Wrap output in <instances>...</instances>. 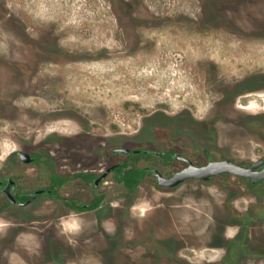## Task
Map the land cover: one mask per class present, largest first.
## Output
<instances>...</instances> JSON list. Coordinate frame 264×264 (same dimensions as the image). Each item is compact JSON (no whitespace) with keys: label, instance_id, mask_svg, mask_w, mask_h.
<instances>
[{"label":"rangeland","instance_id":"rangeland-1","mask_svg":"<svg viewBox=\"0 0 264 264\" xmlns=\"http://www.w3.org/2000/svg\"><path fill=\"white\" fill-rule=\"evenodd\" d=\"M256 53H264V0H0V170L19 159L16 149H49L61 161L68 124L70 133L93 124L94 133L118 142H175L255 158L264 153V119L257 128L259 121L244 119L236 131L233 123L212 131L202 125L207 121L175 112H205L215 82L251 81ZM256 97L249 108L259 111L264 94ZM19 167L38 175L34 166ZM131 201L148 215L126 221L124 236L105 254L115 259L110 264H134L120 246L149 233L161 234L168 247L142 264H264V195L233 175L173 192L144 182ZM58 205L35 200L32 223L20 222L26 213L17 207L0 215V264H61L39 257L56 233L49 214L62 211ZM128 215L119 206L108 225L119 230ZM75 237V230L63 233L62 264H105L91 248L79 253ZM224 238L228 247L220 245ZM234 245L252 258L234 260ZM156 246L147 248L161 251Z\"/></svg>","mask_w":264,"mask_h":264},{"label":"flooded vegetation","instance_id":"flooded-vegetation-1","mask_svg":"<svg viewBox=\"0 0 264 264\" xmlns=\"http://www.w3.org/2000/svg\"><path fill=\"white\" fill-rule=\"evenodd\" d=\"M253 56L256 58V63L251 66L252 73L246 75L251 81L243 83L241 79H233L232 81L221 80L215 82L211 86L212 95L205 112L198 113L196 109L191 111V109L182 108L177 110L175 114L180 117L188 116L194 121H207L202 125H205V127L207 125L206 128L212 131H216L220 125L231 123L234 126L237 125L236 131L237 128L244 125V119L259 121V123L254 122V127H252L257 128L264 119V102L262 109L259 111H254L249 107L252 101L258 100L256 95L264 94V71L259 76L255 72L256 70H264L261 69L264 64L260 63L264 62V53H256ZM245 96L249 97L244 98ZM64 119L69 120L70 118L65 117ZM68 125L64 127L63 159L61 161L49 149H16L12 154L18 156L19 159L10 162L12 165L9 168L0 170V215H3L8 208L17 207L21 212L26 213L21 217L20 222L32 223L36 219L32 213L35 207L32 206L38 198L45 197L51 203L63 205L62 211L56 210V208L50 211L49 219L52 218V221L49 225L56 233L47 241L44 253L39 255L44 259L48 257L51 260V257H54L57 259L56 262L62 264L63 254H65L63 251V233L67 234L68 230H75V247L79 249V253L83 254L84 251L91 248L92 255H99L100 253L105 264L114 262L115 259L112 256L108 258L109 260H105L104 257L110 249L116 248L117 238L122 239V236H124L123 226L126 221L132 220L133 217L137 219L148 215L134 210L131 201V195L144 182H152L153 187L159 190L173 192L189 181L197 184L210 182L218 177L233 175L247 185L250 193L259 198L264 195V177L253 180L252 176L239 175L233 172L219 173L209 178L189 177L177 184L161 183V178H170L192 163L201 166L212 160L231 159L234 162L251 167L255 163L264 161V153L255 158L254 156L250 158L244 153L239 155L232 153L214 155L206 147L201 152L195 146L188 150L179 147L175 142L163 145L161 148L152 146L149 143L135 145L127 143V140L118 142L114 135L100 136L94 133L93 124L84 129L85 131H75L74 133H70L72 130L71 124ZM246 127L250 128V125ZM252 128L250 129L252 130ZM126 148L131 150H123ZM21 151L28 153L30 160H27ZM19 163L36 167L38 175L34 176L32 172L25 173L24 170L20 169ZM133 164L145 169L144 177L135 189H131L126 180L122 178L124 172L131 168ZM257 169H264V162L259 164ZM56 175L60 177V181L56 179ZM7 188L11 190L16 201L12 200ZM123 205L127 206L129 215L123 216V221L120 220L122 227L120 224L119 230H115L108 223L112 220L115 221L116 208ZM73 221H76L77 225H74ZM239 232L240 230L236 231L235 235L237 236ZM155 234L157 235V233ZM177 234L174 232L172 236H179ZM99 237L103 239L102 242L99 241ZM156 237L157 239H154L153 233H149L145 241H131V245L129 243L120 246L124 250L119 252L120 254L123 252L128 256V263L142 264L145 257L161 255L164 253L163 247H168L161 234ZM224 237L227 238V235L224 234ZM176 238L174 237L168 241V243L174 241L171 248L172 253L174 246L178 243ZM224 241L220 245L223 244V247H228V239ZM157 244L161 246L159 247L161 251L148 250V245L158 248ZM238 246H231L234 255L237 254L234 260L236 258H252L247 254L238 255ZM96 247L99 250L98 252H96L97 249L95 250ZM136 249H139V251H135ZM180 249L178 245L175 261L180 259ZM228 254L227 250L224 258ZM258 256H255V258H259ZM45 263L47 262L45 261ZM187 263L197 264L189 260H187Z\"/></svg>","mask_w":264,"mask_h":264},{"label":"water","instance_id":"water-1","mask_svg":"<svg viewBox=\"0 0 264 264\" xmlns=\"http://www.w3.org/2000/svg\"><path fill=\"white\" fill-rule=\"evenodd\" d=\"M131 150V149H123ZM21 153L26 157L27 160H30V155L21 151ZM264 162V161H262ZM261 162V163H262ZM261 163H255L253 166L248 167L243 164L232 161L231 159L223 160H212L206 165L197 166L195 164H190L188 167L177 172L170 178H161V183L163 184H177L189 177H201L209 178L212 175L224 173V172H233L239 175L252 176L253 180L264 177V169L258 170L257 166ZM9 195L12 197V200L16 201L13 193L8 189Z\"/></svg>","mask_w":264,"mask_h":264},{"label":"trees","instance_id":"trees-1","mask_svg":"<svg viewBox=\"0 0 264 264\" xmlns=\"http://www.w3.org/2000/svg\"><path fill=\"white\" fill-rule=\"evenodd\" d=\"M144 174L145 169L133 164L131 168L124 172L122 178L126 180V183L131 187V189H135L144 177ZM56 179L60 181V177L58 175H56Z\"/></svg>","mask_w":264,"mask_h":264}]
</instances>
